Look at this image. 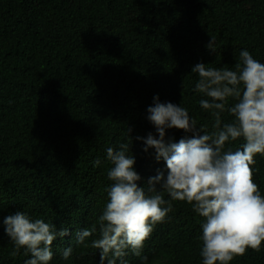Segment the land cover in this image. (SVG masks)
<instances>
[{
	"label": "trees",
	"instance_id": "obj_1",
	"mask_svg": "<svg viewBox=\"0 0 264 264\" xmlns=\"http://www.w3.org/2000/svg\"><path fill=\"white\" fill-rule=\"evenodd\" d=\"M244 50L264 63V0H0V219L22 211L57 231L67 228L50 264H100L91 242L112 183L107 148L128 145L147 192L148 178L166 171L154 149L143 151L149 133L158 138L147 119L154 98L181 105L197 131L214 133L192 68L234 69ZM232 120L221 114L222 125ZM193 135L166 129V141ZM243 143L227 142L224 151ZM251 167L264 195V156ZM163 195L172 210L153 226L140 256L129 249L121 259L202 264L203 219L192 205ZM93 225L97 232L77 244L76 233ZM26 252L0 228V264H25ZM230 264H264V245Z\"/></svg>",
	"mask_w": 264,
	"mask_h": 264
},
{
	"label": "clouds",
	"instance_id": "obj_2",
	"mask_svg": "<svg viewBox=\"0 0 264 264\" xmlns=\"http://www.w3.org/2000/svg\"><path fill=\"white\" fill-rule=\"evenodd\" d=\"M214 43L210 38L207 48L211 50ZM192 73L199 76L195 91L206 97L199 104L211 112L217 131H197L187 109L161 103L155 97L154 105L147 109V119L158 138L149 133L143 139V151L154 149L156 161L163 160L166 171L158 170L148 178L147 192L135 171L134 155H126L128 145L122 144L119 151L107 148L112 165L107 176L112 183L98 218V238L91 242V247L99 250L100 264H116L129 249L140 256L153 226L163 222L172 210L163 193L173 201L192 205L203 219L202 264H230L249 249L259 251L264 245V195L251 167L257 155L264 156V63L244 50L234 69H218L201 62ZM230 100L235 103L229 107ZM225 111L233 120L222 125ZM166 129L194 135L179 142L166 141ZM240 139L244 141L240 149L224 151L227 142ZM94 164L99 165L100 160ZM0 228L16 250L25 248L26 254L30 253L25 264H50L54 241L70 234L67 228L57 231L54 225L43 219L33 220L22 211L2 217ZM96 232L97 225L82 229L76 233V243L84 244ZM72 251L71 246L65 248L63 258L67 260ZM121 264H125L122 259Z\"/></svg>",
	"mask_w": 264,
	"mask_h": 264
}]
</instances>
